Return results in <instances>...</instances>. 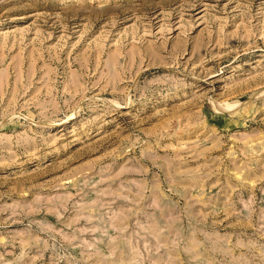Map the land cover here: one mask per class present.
I'll list each match as a JSON object with an SVG mask.
<instances>
[{"label":"rangeland","instance_id":"obj_1","mask_svg":"<svg viewBox=\"0 0 264 264\" xmlns=\"http://www.w3.org/2000/svg\"><path fill=\"white\" fill-rule=\"evenodd\" d=\"M0 264H264V0H0Z\"/></svg>","mask_w":264,"mask_h":264}]
</instances>
